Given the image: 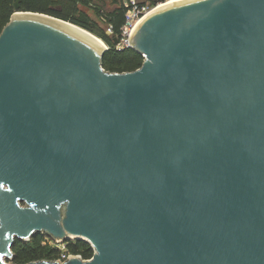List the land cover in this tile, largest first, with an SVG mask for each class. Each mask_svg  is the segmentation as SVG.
Returning <instances> with one entry per match:
<instances>
[{"label": "water", "instance_id": "water-1", "mask_svg": "<svg viewBox=\"0 0 264 264\" xmlns=\"http://www.w3.org/2000/svg\"><path fill=\"white\" fill-rule=\"evenodd\" d=\"M82 31L0 32V264L41 231L93 254L26 264H264V0L154 11L130 72Z\"/></svg>", "mask_w": 264, "mask_h": 264}, {"label": "trees", "instance_id": "trees-1", "mask_svg": "<svg viewBox=\"0 0 264 264\" xmlns=\"http://www.w3.org/2000/svg\"><path fill=\"white\" fill-rule=\"evenodd\" d=\"M102 1L104 0H0V32L14 12L44 13L73 23L100 38L108 47L102 57L104 70L118 73L134 71L141 66L142 55L127 46L117 47L127 8L122 0H111L116 7L104 11L98 5ZM157 1L159 0H151V3L155 4ZM88 10H93L94 16H90ZM101 24L106 27H101ZM107 29L111 32H107ZM115 40L118 41L117 44ZM41 236L37 234L28 241L16 240L12 246V262L26 264L31 261L55 260L58 257L57 249L42 246ZM67 249L71 254L80 255L82 259H89L93 254L89 243L76 239L68 244Z\"/></svg>", "mask_w": 264, "mask_h": 264}, {"label": "built area", "instance_id": "built-area-1", "mask_svg": "<svg viewBox=\"0 0 264 264\" xmlns=\"http://www.w3.org/2000/svg\"><path fill=\"white\" fill-rule=\"evenodd\" d=\"M122 4L127 8L124 15V25L121 28V39L117 44L118 48H122L123 45L126 46L128 44L129 38L135 28L136 23L143 17V15L149 10L148 5L144 4L143 0H122ZM109 32L110 29H108ZM75 239L70 238L69 240H59L55 241L54 239H47V244L57 249L58 258L56 260L65 261L67 258L74 255L68 252L67 246L70 242H73ZM91 246V245H90Z\"/></svg>", "mask_w": 264, "mask_h": 264}, {"label": "rangeland", "instance_id": "rangeland-1", "mask_svg": "<svg viewBox=\"0 0 264 264\" xmlns=\"http://www.w3.org/2000/svg\"><path fill=\"white\" fill-rule=\"evenodd\" d=\"M144 1V4H146V5H148V8L151 10L152 9V7L154 8L155 6H157L159 3H164L166 0H159V1H157V3H155V4H152L151 3V0H143ZM98 5H100L102 8H103V10L104 11H107V10H113L115 7H116V5H113L112 3H111V0H104V1H102V2H98ZM149 11V10H148ZM147 11V12H148ZM88 12V14L90 15V16H94V12H93V10H88L87 11ZM101 27H103V28H105L106 26L103 24H101ZM107 32H109L108 31V29H107ZM119 43H121V42H119ZM124 46V45H123ZM48 238L51 240V239H53V237L52 236H48ZM29 240V239H28ZM27 240V241H28ZM48 245V244H47ZM49 246V245H48ZM49 247H51V248H53L51 245L49 246ZM59 253V252H58ZM58 258V257H57ZM56 258V259H57ZM55 259V260H56ZM5 261L7 262V263H11L12 262V257H8V258H6L5 259ZM57 261H60V260H57ZM61 262V261H60Z\"/></svg>", "mask_w": 264, "mask_h": 264}, {"label": "bare ground", "instance_id": "bare-ground-1", "mask_svg": "<svg viewBox=\"0 0 264 264\" xmlns=\"http://www.w3.org/2000/svg\"><path fill=\"white\" fill-rule=\"evenodd\" d=\"M184 0H166L164 3H159L157 6H155L154 8L152 7V9L148 12H146L143 17L136 23L135 27L137 26V24H139L141 22L142 19H144L146 16H149L150 14H152L154 11L164 8L166 6L181 2ZM84 34H86L91 40H93L96 44L103 46L100 39L95 36L94 34H92L91 32H86V31H82ZM70 236V235H69Z\"/></svg>", "mask_w": 264, "mask_h": 264}, {"label": "flooded vegetation", "instance_id": "flooded-vegetation-1", "mask_svg": "<svg viewBox=\"0 0 264 264\" xmlns=\"http://www.w3.org/2000/svg\"><path fill=\"white\" fill-rule=\"evenodd\" d=\"M37 234H39V235H42L41 237H42V240H41V245L42 246H46L47 245V239H48V235L46 234V232H38ZM36 234V235H37Z\"/></svg>", "mask_w": 264, "mask_h": 264}]
</instances>
